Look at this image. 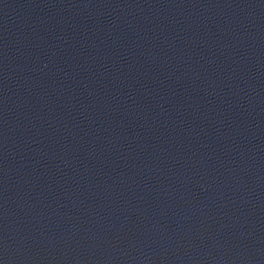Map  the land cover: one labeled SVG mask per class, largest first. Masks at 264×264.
Here are the masks:
<instances>
[{"label":"water","instance_id":"95a60500","mask_svg":"<svg viewBox=\"0 0 264 264\" xmlns=\"http://www.w3.org/2000/svg\"><path fill=\"white\" fill-rule=\"evenodd\" d=\"M0 264H264V0H0Z\"/></svg>","mask_w":264,"mask_h":264}]
</instances>
